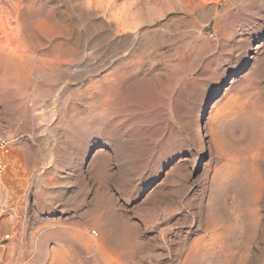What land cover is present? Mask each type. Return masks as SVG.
I'll return each instance as SVG.
<instances>
[{
  "label": "rangeland",
  "instance_id": "1",
  "mask_svg": "<svg viewBox=\"0 0 264 264\" xmlns=\"http://www.w3.org/2000/svg\"><path fill=\"white\" fill-rule=\"evenodd\" d=\"M0 135V264H264V0H0Z\"/></svg>",
  "mask_w": 264,
  "mask_h": 264
},
{
  "label": "built area",
  "instance_id": "2",
  "mask_svg": "<svg viewBox=\"0 0 264 264\" xmlns=\"http://www.w3.org/2000/svg\"><path fill=\"white\" fill-rule=\"evenodd\" d=\"M12 145H13L12 139L0 135V181L5 171L7 170L8 167L7 155L11 150Z\"/></svg>",
  "mask_w": 264,
  "mask_h": 264
},
{
  "label": "bare ground",
  "instance_id": "3",
  "mask_svg": "<svg viewBox=\"0 0 264 264\" xmlns=\"http://www.w3.org/2000/svg\"><path fill=\"white\" fill-rule=\"evenodd\" d=\"M22 7H23V5H22ZM26 7H27V6H26ZM26 7H25V9H26ZM27 10H29V9H27ZM27 12H28V11H27ZM16 13H17V12H16ZM16 13H15V14H16ZM25 13H26V11H25ZM27 14H28V13H27ZM24 15H26V14H22L21 17H20V18H21V23H20V25H21V26L24 28V30H25V29H26V26L29 24V21L26 20V16L24 17ZM15 16H16V15H15ZM16 18H17V17H16ZM30 18H31V17H30ZM40 18H41V17H40ZM27 19H28V18H27ZM31 19H32V18H31ZM33 19H34V18H33ZM35 19H36V18H35ZM38 19H39V18H38ZM38 19H37V20H38ZM16 20H17V19H16ZM18 21H19V19H18ZM18 21H17V23L19 24L20 21H19V22H18ZM34 21H35V20H34ZM40 21H41V20H40ZM43 21H45V20H43ZM46 21H47V20H46ZM47 22H48V21H47ZM39 23H41V22H39ZM18 24H17V25H18ZM45 24H46V23H45ZM17 25H16V26H17ZM29 25H30V24H29ZM32 25H33V24H32ZM43 25H44V23H43ZM39 26H40V25H39ZM44 26H45V25H44ZM47 26H49V25H47ZM18 27H20V26H18ZM18 27H17V28H18ZM23 28H22V29H23ZM19 29L21 30V28H19ZM40 29H41V32H44V33H45V31H48V30H49V29L47 30L46 27H42V28H40ZM16 30H17V29H16ZM50 30H51V29H50ZM211 109H212V107H211ZM108 259H109V258H107V261H108ZM110 259H111V258H110ZM111 260H112V259H111ZM112 261H113V260H112ZM110 263H111V261H110ZM111 264H112V263H111Z\"/></svg>",
  "mask_w": 264,
  "mask_h": 264
}]
</instances>
